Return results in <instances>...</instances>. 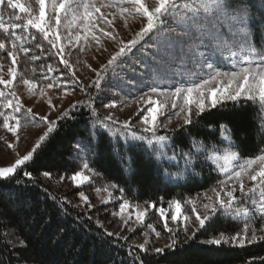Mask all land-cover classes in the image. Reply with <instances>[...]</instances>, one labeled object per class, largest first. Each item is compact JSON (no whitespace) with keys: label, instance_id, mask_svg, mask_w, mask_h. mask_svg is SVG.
I'll return each mask as SVG.
<instances>
[{"label":"trees","instance_id":"16d2710c","mask_svg":"<svg viewBox=\"0 0 264 264\" xmlns=\"http://www.w3.org/2000/svg\"><path fill=\"white\" fill-rule=\"evenodd\" d=\"M24 3L32 8L33 13L36 11L38 5L36 0H24ZM145 3L154 7L156 0H145ZM260 4L261 0H250L249 12L256 19L259 18ZM101 11L112 19L110 13L117 10L102 8ZM0 14L5 27H9L12 23H25L24 19L19 21L15 19L16 16L24 17L25 14L20 13L18 9L8 7L7 0L3 6H0ZM128 20L132 21L130 26L124 25V21L117 15L111 29L100 24V27H104L106 31L113 32L115 40L100 36L97 31L96 34L100 37L99 44L91 38L87 42L80 41L83 48L85 44H89L100 49L98 55L94 54V48L88 49L92 70H96L92 71L93 76L90 80L79 75L73 63L78 57L73 53L77 48L73 50L64 39L69 33L73 35V38L76 31H81L82 36L84 33L75 25L68 27L70 17L68 21L62 20L59 29L62 39L57 42L58 47H64L62 55L72 65V71L79 81L67 89L56 86L58 83H63L65 79L71 78L68 69L56 55L57 49L52 48L42 34L35 29L16 30L18 36L26 35L22 43L29 49L28 54L23 52L18 54L16 66L19 76L38 84L53 83L55 92L70 90L81 96L65 109L69 112L67 118L58 120V117L65 112L63 111L55 119H49L57 121V130L37 151L33 161L18 169L13 179H0V264H140V260H143L144 264H260L261 259L264 258V242L262 241L243 248L202 243L205 239L218 235L219 231L234 233L227 225L217 226L216 232L210 231L204 235L197 233L194 238L177 242L174 247H167L160 254L149 249L144 251L130 245L127 240L115 234L106 235L107 231L93 218V211L78 206L69 198L70 191H66L61 186L60 180L69 179L74 172L81 169L80 160H82L95 172L91 181L92 187L115 185L111 188L127 199L138 202L150 201L155 202L156 206L167 207L169 202L176 200L185 202L189 197L212 188L224 177V174L217 170L220 167L215 161L201 164L194 158L193 166L185 169L183 160L179 156L175 161L167 160L173 152L187 151L193 139L219 149L217 152L219 155L223 152L222 147L228 144L221 143L218 123L230 122L234 141L232 148L238 151L242 159L253 158L260 154L261 149H264V131L261 130L264 125V116L258 102L234 107L231 101H226L225 107L212 110L211 114H203L200 118L194 115L193 119H199V123L189 129L191 135L181 131L172 133L171 130L177 127L161 129L160 134L167 131L170 136H173L174 143L164 149V157L160 159H158L160 153H152L151 146L146 145L149 151L145 152L144 148L138 146L139 142L131 141V147H129L130 136L126 135L124 123L122 119L113 115H111L113 120L107 122L110 125L107 129L100 128L96 131L100 120L109 115L100 108L99 103L110 100L112 91L121 93L123 96H132L137 92L144 93L152 87H159L161 91H171L176 86L186 87L192 83H200L201 78H208L199 67L186 59L169 61L161 73L157 74L151 70L152 65L147 54L140 56L137 53L139 59L134 58L136 78L133 80L131 75L125 77V80L131 83L127 84L123 92L108 86L98 91L92 86L96 72L101 70V66L122 43L133 39L136 32L146 23V20L139 17H129ZM10 36L11 30L4 32L0 29V39L6 41V46ZM32 37L35 39L33 40ZM73 42H75L74 39ZM37 44L40 48L36 47ZM144 44L145 48L155 47L147 37ZM169 55H176V53L170 52ZM33 56L39 59L33 60ZM4 58L6 62H9L10 58L6 56V53L0 51V59ZM140 59H143L144 63H140ZM212 62L219 66L225 61L215 56L212 57ZM49 67L56 71L49 73ZM172 73L176 75L173 77ZM121 75L124 76V73ZM8 96L7 94L5 97H0V111L6 115L14 114L12 109L3 107ZM73 104L77 106L73 108ZM92 108L95 109L94 112ZM225 116L228 117L227 120L224 119ZM26 117L27 114L23 111L19 114L22 126L36 124L47 128V125L40 120L35 121V124H29V119ZM2 127L3 118L0 117V128ZM90 131L93 133L92 147L77 152V141L86 139ZM136 131L138 135L143 134L142 129ZM81 147L83 148V144ZM125 159H130L134 163L130 166L124 162ZM200 160H204V157ZM133 168L134 172L131 170ZM157 169L160 170V175L157 174ZM24 171L30 172L31 177L24 176ZM44 172H49L51 175L45 177ZM164 172L170 173L171 179H165L162 175ZM175 174L176 177H174ZM121 188L124 189L123 192L119 191ZM259 220L257 216L251 220L248 217L240 218L238 224L247 222L256 226ZM20 241L24 242V246H21Z\"/></svg>","mask_w":264,"mask_h":264},{"label":"snow or ice","instance_id":"6c2138e0","mask_svg":"<svg viewBox=\"0 0 264 264\" xmlns=\"http://www.w3.org/2000/svg\"><path fill=\"white\" fill-rule=\"evenodd\" d=\"M38 4V15H34L32 8L26 6L24 0H7V6L13 9H18L20 13L25 14L24 17L16 16V20H25V23H12L9 27H5L0 14V29L4 32L11 30V36L6 41L0 39V51L6 53V56L11 59L13 65L18 63V54L23 52L28 54L29 49L24 47L22 41L25 36H18L17 29H35L42 34L52 48L57 49L56 55L60 57V62L68 69L70 79H65L63 83H58V88L67 89L72 85L79 83L72 71V65L64 58L62 53L64 47H58V41L62 39L59 29L62 20H69L68 27L75 25L77 29L75 36L69 33L66 39L72 48H77L83 51L80 41L87 42L89 38L100 43V37L97 36V31L100 36L107 37L110 40H115L112 31H106L100 24H104L107 28L113 27V21L117 15L127 23L129 17H139L146 20L143 27L136 32L133 39L122 43L114 54L101 66V70L96 72V78L92 81V86L98 91H102L106 86L111 89H117L123 92V89L131 81H126L125 77L131 75L133 80L136 78V63L134 58H137V53L140 56L147 54L148 60L151 62L152 71L160 74L161 70L169 63L177 59L187 60L194 63L199 69L208 77L202 79L200 83H192L189 86H176L171 91H161L159 87H152L149 93H144L148 100L144 101L148 106L140 114L139 120L143 129V134H137L136 130L128 132L131 128L130 119L124 121V128L126 135L130 136L129 147L131 141L139 142L140 147L144 148L145 152L149 151L147 146H151V152L160 153L158 159L164 157V149H167L174 143L173 136H170L166 131L160 134L161 129H168V124L171 123L173 116L182 119L183 123L177 125V131L188 132L189 129L195 127L199 123V119H193V112L197 118L203 114H211L212 110L225 107L226 101H231L233 106L246 105L248 103L258 102L261 108H264V0H261L259 18L256 19L250 12V0H156V5L150 7L146 5L145 0H36ZM5 4V0H0V6ZM50 5V11H49ZM99 5V6H97ZM254 7V5H252ZM115 8L117 11L110 13L112 19L105 15L101 9ZM152 41L155 47L145 48V38ZM34 40L35 37H32ZM73 39L75 42H73ZM20 41V43H18ZM40 48V45H36ZM203 49V51L201 50ZM135 50V51H134ZM170 52L176 55H169ZM224 53H227L225 56ZM218 56L222 60L228 61L235 70L228 72H221L218 70V65L212 62V57ZM33 60L39 57H32ZM144 63L143 59L139 60ZM56 69L49 67L48 72L52 73ZM96 71V70H93ZM11 75L10 80L0 79V85L4 88H11L13 81L17 79V72L15 68H9ZM124 73V76L121 75ZM176 74L172 73L174 77ZM25 85L33 86L31 80H24ZM209 84L215 86L207 88ZM220 85H223L222 87ZM53 83L47 85L52 88ZM153 94L163 96L164 102L153 100ZM5 93L0 91V97ZM9 95L14 96L11 92ZM116 95V93H112ZM171 99V107L167 112L162 111L167 101ZM138 100H143V96ZM181 100L182 103H177ZM101 104L105 108H114L116 104L109 102L108 104ZM77 105L73 104L75 108ZM6 109H12L14 114L6 115L0 111V117L3 118V127L12 133L17 142L20 141L19 130L21 127V120L19 114L23 111L27 113L28 119L35 122L40 120L47 125L46 130L39 135L34 146L25 155L20 156L10 166L0 167V179L11 180L14 178L18 169L25 167L29 162L33 161L37 151L41 149L50 139L51 135L57 130V121H52L47 116L40 117L33 113L32 108L24 109L20 100L17 98L15 104L12 100H8L3 105ZM49 107L54 108L49 102ZM178 111H173L177 110ZM93 112L94 108L91 109ZM69 115L68 111L62 113L59 119H65ZM159 117H166V121H162ZM215 118V117H213ZM97 119L100 120L99 116ZM225 120L228 117H224ZM14 120V124L9 121ZM111 114L105 116L100 120L96 131L100 128L107 129L110 125L108 121H112ZM210 127H212L210 125ZM221 143L227 142L228 148L224 149V155H217L219 149L206 145L205 142L192 140L188 145L187 151L179 153L173 152L172 156L167 157L169 162L177 160V156L183 160L185 169L193 166L195 161L203 163H211L212 161H223L220 168L227 179L220 181L219 190L212 189L214 198L207 196L209 203L203 204L204 213L201 215L193 205L192 212L194 214V231L188 237L192 239L197 233L201 235L207 234L210 231H218L219 225H227L234 234L226 235L224 231H219L218 235H213L210 238L202 241V243L213 246H235L245 247L246 245L255 242H264V236H257L256 229L245 222L242 225L238 224L241 216L253 219L255 214H259V219L264 220V149L260 150V154L253 158H248L240 162V156L237 152L231 151L234 146L233 132L229 123H218ZM264 131V125L261 128ZM93 133L90 131L86 139L78 140L76 143L77 152L83 151L86 148L92 147ZM103 138V133L100 134ZM2 139V138H0ZM83 144V148L81 145ZM147 145V146H146ZM12 143H8L7 147L11 148ZM204 157V160H200ZM195 158V161H194ZM125 163L130 166L134 161L125 159ZM231 165V167H229ZM133 172L135 169H131ZM85 171H91L88 163H83L82 170L76 171L70 177L71 181L76 185H83L90 183L91 177L85 175ZM157 174L160 175V170L157 169ZM23 175L31 177V173L24 171ZM45 177H49V172H44ZM165 179H171V174L162 173ZM61 179H64L61 177ZM252 182L251 187H246L245 181ZM19 183V181H17ZM230 185V187H226ZM237 185L239 186L240 195L237 192ZM115 187V185H110ZM123 192L124 189H119ZM223 193V197L221 196ZM84 202L88 203V197L80 193ZM251 198V207H243L245 199ZM162 199V198H161ZM191 203V201H189ZM174 204V211L170 217L168 211L172 209ZM91 206V205H89ZM129 206L128 201L120 204L121 213ZM149 208H156L155 202H149ZM169 210L163 206L159 207L161 218L164 220V227L169 233L172 229L168 228V219L172 221H179L181 217L185 221L184 231L188 232V223L192 219L183 214L182 202L176 200L169 202ZM115 214V213H114ZM135 216L137 222L143 223L147 215V209L144 211L135 210L134 213L129 214V220ZM128 220L125 221V224ZM149 228L155 232L159 237L160 233L156 231L153 225H148ZM249 233L251 236L249 237ZM106 235L111 236L113 233L107 232ZM147 241L140 244L138 247L147 251ZM177 241L173 240L170 245L165 247H156L154 252L160 254L165 251L167 247H174ZM21 246L24 242L20 241ZM140 264H144L140 260ZM260 264H264V258L261 259Z\"/></svg>","mask_w":264,"mask_h":264},{"label":"rangeland","instance_id":"374dc122","mask_svg":"<svg viewBox=\"0 0 264 264\" xmlns=\"http://www.w3.org/2000/svg\"><path fill=\"white\" fill-rule=\"evenodd\" d=\"M27 6V5H26ZM34 8V6H33ZM50 11V5H49ZM34 15H38V5L36 6V11L33 13ZM119 20V19H118ZM68 21V20H67ZM120 21V20H119ZM131 20H127V23L130 26ZM104 25V24H103ZM106 26V25H104ZM128 26V27H129ZM108 31V30H107ZM75 41V40H74ZM96 44V43H95ZM87 45V46H86ZM83 47V45H82ZM87 47V50H86ZM95 45L89 46V44H85L83 50H75L73 53L74 55H78L76 59H74L73 63L78 70L79 75L84 78L90 80V77L93 76V66L91 64V59L88 56V49H93ZM72 48V47H71ZM73 49V48H72ZM74 50V49H73ZM89 50V52H90ZM71 51V49H70ZM100 49L94 48V54H99ZM227 55V53H224ZM81 55V57L79 56ZM9 62H6V59H0V79L3 80H10L11 75L9 73V68H15L17 72V79L13 81V85L11 88H4L0 85V91L5 93L4 97L11 92H14L15 95H9L6 99V103L8 100H12L13 104H15L16 99L20 100L24 109L32 108L34 114H38L40 117L47 116L48 119H55L59 114H61L65 109L75 100H78L81 95L76 94L73 91L68 90H60L59 92H55L52 88H48L47 85L38 84L34 81L33 86L25 85L23 83L24 78L19 76L17 66L13 65L11 59H8ZM221 65L218 66V70L221 72H228L235 70L233 66L226 60ZM95 73V72H94ZM215 86L214 84H209L206 87L210 88ZM221 87L223 85H220ZM111 92V91H110ZM150 89H147L144 93H149ZM116 93V92H111ZM120 93V92H119ZM143 92L136 93L132 96H126L123 94L112 95L110 100H104L103 104H108L109 102H114L116 107L114 108H105L102 106L100 101V108L104 110L106 113L115 116L118 119H122V121H126L130 119L131 128L127 131L132 130H139L142 129L139 116L148 106L144 103V101L148 100L147 96H144ZM143 96V100H138L139 97ZM153 100H158L161 103L164 102V97L153 94ZM49 102L52 105H55L54 108L49 107ZM177 103H182L181 100H177ZM171 107V99L167 101L164 108L161 109L162 111L167 112ZM173 111H178L173 110ZM27 114V113H26ZM262 114L264 116V108H262ZM195 113L193 112V116ZM160 120L166 121V117H159ZM10 124H14L15 121H9ZM183 121L179 117L173 116L171 123L168 124V129L176 128L177 125L182 124ZM29 124H35V122L29 119ZM166 129V130H168ZM46 130V127L37 126L35 125H24L19 130V135L21 137L20 141L17 142L15 137L12 133H9L5 128H0V167L3 166H10L16 159L20 156L25 155L31 148L34 146L36 140L38 139L39 135L42 134ZM143 130V129H142ZM12 143V147L8 148L7 144ZM223 152H220L219 155H224V149L228 148V146L222 147ZM231 151H235L238 153L237 150L231 148ZM239 154V153H238ZM241 158V157H240ZM244 159H240V162L243 163ZM81 162V169L83 163H86L82 160ZM215 163L220 167L223 164V161H215ZM231 167V165H229ZM91 169V168H90ZM79 170V171H80ZM95 172L91 169V171H85V175H89L91 177L90 183H85L83 185H76L71 179L60 180V184L66 191H70L69 197L75 203L84 208L85 210H92L93 218L98 222V224L104 228L107 232H111L120 238L127 240L130 245L138 247L140 244L147 241V249L154 251L156 247H165V245H170L173 240L177 242H185L188 240V237L194 231V214L192 212L193 205L195 206L196 210L203 215L204 208L203 204L209 203L206 199L207 196H211L214 198V193L212 192L213 188L219 190L220 181H224L227 177H224L218 181L212 188L198 193L189 197L185 202H182L183 214L186 216L191 217L192 219L188 223V232L185 233L183 230L185 227V221L183 217L179 221H172L170 218L168 219V228H171L172 231L169 233L167 229L164 227V220L161 218L156 208H149L150 201L138 202L127 199L122 194L115 192L111 187H92L91 181L94 176ZM177 175L175 174L174 177ZM246 187H251L252 182L245 181ZM226 187H230V185H226ZM239 186L237 185V192L234 193L235 195L239 196ZM74 191L76 193L74 194ZM80 193H83L85 196L88 197V203L86 204L84 200L81 198ZM223 197V193H221ZM129 202V206L127 209L121 213L120 211V204L124 201ZM191 201V203H189ZM91 205V206H89ZM251 207V198L245 199L243 204L240 205L241 209L243 207ZM161 207V206H160ZM166 210H169V206L164 207ZM147 209V215L143 223L137 222L135 216H132V219L129 220V214L134 213L135 210L144 211ZM172 211H174V204L171 210L168 211V215L170 217ZM115 213V214H114ZM255 216L259 219V214L256 213ZM240 218H246L245 216H241ZM128 220V223L125 224V221ZM148 225H153L160 233L159 237L155 235V232L152 231ZM254 226V225H253ZM257 232V236H264V220H259L257 225L254 226ZM226 235H232L234 233L225 232ZM249 237L251 233L248 234ZM210 238V237H209ZM208 239V238H207ZM206 240V239H205ZM259 241V240H258ZM257 241V242H258ZM256 243V242H255ZM139 248V247H138Z\"/></svg>","mask_w":264,"mask_h":264}]
</instances>
